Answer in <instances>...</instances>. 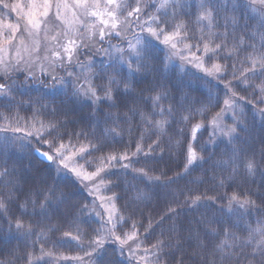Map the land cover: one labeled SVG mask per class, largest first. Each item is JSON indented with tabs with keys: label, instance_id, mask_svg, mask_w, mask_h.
Instances as JSON below:
<instances>
[{
	"label": "trees",
	"instance_id": "16d2710c",
	"mask_svg": "<svg viewBox=\"0 0 264 264\" xmlns=\"http://www.w3.org/2000/svg\"><path fill=\"white\" fill-rule=\"evenodd\" d=\"M18 1L9 0V3ZM145 1L148 5L145 9L147 15H159L170 24H186L189 37L211 38L217 33L223 35L227 31L228 37L224 41L226 47L221 53V59L207 61L204 68L210 69L213 62L228 65V80L236 86V95L232 97L233 108L228 109L223 118L216 122V134L212 135L210 139L213 128L208 126V121L217 112H220V106H223V101L226 98L224 81L218 82L205 76L201 69L185 64L179 56L173 57L167 63V66L158 61L156 63L158 69L155 74L156 78L161 82L171 81L181 85V91L176 96L177 101L181 100L186 94L189 102L194 100L202 102L194 105L196 109L209 103L213 105L208 107L204 113L208 119H203V117L197 115L183 126L180 123H170L164 126V132L161 135L151 125L145 127L140 122V113L136 114L135 119H131L129 114L130 123L120 124L119 128L123 129V134L115 137L116 141L122 140V143H114L112 136H109V143H113L111 149H105L104 153H85V160L90 163H85L84 160L80 161L81 164H84L85 170L92 172L97 167H101L106 169L108 176L111 177V185H113L111 191L108 190L107 183H98V190L93 195H89L87 189L81 188L79 183L73 180L71 174L54 177L51 168L40 162L31 152L30 149L33 145L25 144L24 147H20L21 141H14L7 145L0 142V152H2L0 163L7 162L8 168L10 170L14 169L17 176L22 178L8 177L0 180V201L8 202L6 210L0 209V264H82L81 260L76 259V257H82L83 264H180L181 261H183V264H205L208 251L198 248L195 240H192L189 244L187 232L180 233L183 239H177L176 217L156 226V222L168 212L169 207H177L179 202L183 200V196H179V200L174 203V196L187 186L192 189L194 195L203 194L207 197L208 199H205L203 203L208 206L212 197H225L239 191L243 193L251 192L253 194L251 199L255 200L257 194L264 192V161L261 160V148L262 142H264V119H262L259 111L260 108H264V90H262L264 89V76H253L249 72L247 73L249 79L241 82V73L245 71V68H250L254 61H258L264 55V47H262L264 45V28H260L261 19H264V12L260 11L258 5L239 7L237 11H233L236 0H220L217 19L214 21V25L218 24L219 27L213 26L211 32H209L207 22L197 23L196 21L197 5L201 0H179L184 5L182 11L180 8L175 10L171 7L158 8L161 0ZM130 2L133 6L135 5L133 0H130ZM241 4L247 5L248 2L247 0H241ZM174 11L176 14L175 20L173 19ZM126 15L125 12L124 16ZM147 15H141V23L147 19ZM7 16L10 20L15 18L7 9H0V20L7 18ZM245 25H247V28H245ZM125 30L128 32L125 31L122 39L115 36L108 38L105 42H100L97 49L109 48V44H111L113 48L109 49V52L112 57L121 55V53L115 51V47L126 49L124 50L126 53L128 42L132 41L135 44L136 41L133 31ZM135 32L140 33V29L135 27ZM141 35L145 39L149 38L146 33H141ZM241 38H243L246 51H239L237 48V45L241 43ZM178 39V46L183 48L189 42L195 43L194 40H184L183 33ZM220 42L219 40L216 41V43ZM154 48L159 59H165L167 50L159 44H154ZM202 53L203 48L201 47V52L197 53V56L202 55ZM184 55L188 56L189 53L185 51ZM223 57L228 58L223 59ZM79 60L85 63L94 62L92 71L96 72L101 68V61L105 64L108 63L109 54L103 51L97 53L96 50H92L88 52V55H80ZM181 65H183V70H181ZM232 65H235V68H232ZM73 70L76 71L77 69ZM124 71L127 73L126 67ZM233 72L236 74V79H233ZM60 74L63 75V71ZM127 74L131 78V74ZM196 77H203V79L197 80ZM151 78L152 76L149 77V79ZM204 80H210L211 83L205 84ZM12 81L14 83L9 97H0V115H10L12 118L20 117L21 127L30 126L35 113H40V115L35 116L36 126H39L41 121L46 123L48 120H58L66 125L61 131L67 133L79 132L81 129L91 132L95 127L96 120H103L102 115L95 116V119L92 118L93 108L89 106L88 101L73 102L70 94L66 96L67 89L45 88L39 80L26 82L24 75L19 73L13 75ZM131 95L137 97L136 106L140 109V112L147 114L151 111V102L147 101V97L154 95V93L145 91L143 94L144 101L139 99V88H133ZM228 95L231 96L232 94L229 93ZM210 96L211 100H209ZM217 97H219L220 106H216ZM240 97H243V99H240ZM9 99L11 104H9ZM103 103L107 102L104 101ZM161 104L165 109L169 107L168 100H162ZM54 106L59 109L55 115H53ZM129 107H132L131 103ZM5 108H10V113H6ZM99 111L102 114L111 112L114 118L117 114L121 119L125 118L124 108L109 109L100 107ZM233 111H235V115H233ZM155 119L160 120L162 117L156 115ZM234 120L239 121L240 126L246 129V132H240L239 135L247 141L248 154L255 153L259 167L245 175L242 168L244 157L241 156L238 160L241 165L240 173L229 177V173L232 171L231 168L223 172L217 169L214 172L213 165L231 156L229 149L235 145L228 144V138L222 135L221 129L234 126ZM80 121H83V123H80ZM198 122H203L205 128L197 133L198 141L194 144L195 150L206 158L210 156L211 159L207 163L193 165L195 170L191 172L190 176L185 175L183 179L178 178L176 183L165 188L163 185L170 178L177 177V173L183 170L185 158L182 151L186 147L184 136L190 137L192 126ZM8 123L14 124L15 120L0 119V127H4ZM73 123H75V129L72 127ZM106 127L110 128L111 124L101 123L100 128L96 130V135L99 136ZM181 127L184 130L183 135H181ZM8 135L13 134L8 133ZM16 135L22 136V133ZM158 139V146H155L154 151L149 152V145H152ZM138 142L141 143L144 151L134 157L139 163L133 164L129 169H124L119 162H113V165L109 167L106 160L102 163L99 159L101 155L107 156L110 153L119 156L125 151V146H128L129 153L134 152ZM73 143L79 148L80 144L87 145L88 141L84 139L76 141L74 139ZM202 146L206 147V151L201 153ZM145 153L148 154L145 155ZM127 162L124 161V163ZM141 168L145 169L147 175L135 171ZM101 175H104V173L102 172ZM157 176L161 177L159 181L155 179ZM221 176L227 178L228 184H231L232 187H228L227 184L220 187L219 179ZM9 180L16 184L18 190L13 193V198L10 201L8 193L12 191V187L4 186L8 184ZM189 181H195V183L190 184ZM41 182L48 185L55 182L58 191L70 193L65 203L59 206L61 216L68 220L74 219L76 224L79 225L81 234H86L83 239L84 249L89 248L88 240L95 238L99 232L104 239L102 249L92 256H87L75 241H72L70 237L63 236V231L67 230L66 228L61 226V231H55V227L60 225V217L52 214L56 205L48 213L51 217L50 224L43 216L33 215L31 204L26 210L20 207L26 197L29 200L35 199L29 193L38 191ZM17 194H19V199L15 198ZM113 194L119 197L114 202L110 200L112 205L114 204L116 212L113 221L118 225L117 234L123 236L132 232L136 233L134 239L129 240L128 244L123 246V252H121L119 242L111 241L106 231V228H111L112 225L106 224L108 215L103 203ZM85 204H87V208L81 215L80 209ZM214 207L216 209L221 207L226 209L227 200L217 202ZM205 211L206 207H200L198 211L194 212L183 210V215L179 219L184 223V216L191 220L193 215L198 218ZM217 216L225 223L230 222L239 225V228L233 229V231L240 242L249 239L251 230L264 229V203H261L260 200H256L255 206H249L247 210L233 206L231 213L223 216L217 213ZM121 217L127 222L126 224L120 223ZM17 219H22L26 227L31 223L34 226V234L25 237L22 232H18L14 227ZM10 224L12 227H10ZM133 224L136 225V228L132 227ZM50 227L53 230H49ZM72 231L73 234L76 233L75 225ZM260 239L259 234H254L252 243L245 248L244 253H241L239 264H254V262L245 258V253L254 248ZM57 241L59 243H56ZM158 241H163L166 246L159 249L152 247ZM232 242V238H228L227 243L231 244ZM128 245H132L135 249V256H131L128 252ZM65 257L70 259H65ZM255 264H258V262H255Z\"/></svg>",
	"mask_w": 264,
	"mask_h": 264
},
{
	"label": "snow or ice",
	"instance_id": "6c2138e0",
	"mask_svg": "<svg viewBox=\"0 0 264 264\" xmlns=\"http://www.w3.org/2000/svg\"><path fill=\"white\" fill-rule=\"evenodd\" d=\"M219 2L220 0H201L199 5H197L196 21L197 23L207 22L209 32H211L213 26L219 27L218 24L214 25L219 11ZM257 5L260 11L264 12V0H248L247 5L241 4V0H236L233 11H237L239 7H254ZM147 7L148 5L146 4L142 6L141 0H136L134 6L130 0H104L103 4L100 3V0H73L71 4L68 3V0H29L26 5H22L19 2L9 3V0H0V9H7L9 12L17 14L15 23L0 25V41H2V44H0V97H9L14 83L12 77L14 74L19 73L24 75L26 82L39 80L45 88L67 89L68 91L65 92V95L70 94L73 102H89V106L93 108V119L97 115L103 116L102 121L96 120L95 127L91 132L81 129L79 132L67 133L61 131L66 125L58 120H48L46 123L41 121L39 126H36L35 116L40 115V113L33 115L32 123L28 127H21L20 117L18 116L12 118L10 115H0V119L6 121L15 120L14 124L8 123L4 127H0V142L7 145L14 141H21L20 147H24L25 144L33 145L30 149L31 152L39 157L46 166L51 168L54 177L71 174L73 180L78 182L81 188L88 190L89 195H93L98 190V183H107L108 190L111 191L113 185H111V177L108 176L106 169L97 167L95 171L89 172L85 170L84 164H81L80 161L84 160L85 163H90L85 160V153H104L105 149H111L113 143H109V136H112L114 143H122V140L116 141L115 137L123 134V129L119 128L120 124L130 123L129 114L131 119H135L136 114L140 113V122L145 127L151 125L161 135L164 132V126L170 123H180L183 126V124L189 122L197 115H200L203 119H208L204 113L208 107L213 105L209 103L196 109L194 105L202 102L195 100L189 102L186 94L181 100L177 101L176 96L181 91V85L171 81L161 82V80L156 78L155 74L158 72L156 63L159 61V63L167 66V63L176 56H179L185 64L201 69L205 76L211 77L218 82L224 81L226 98L223 101V106H220L219 97H217L216 106H220V112H217L208 121V126L213 128V132L210 133L211 139V136L216 134V122L223 118L228 109L233 108L232 97L236 95V86L228 80L229 67L227 64L222 65L218 62H213L210 69H205L204 64L207 61H218L221 59V53L226 47L224 41L227 40L228 33L227 31L223 35L217 33L211 38L189 37L186 24H170L159 15H147L145 12ZM164 7H171L174 10L180 8L182 11L184 5L179 0H162L158 8ZM101 8L103 11H100ZM125 12L127 15L121 20ZM69 13H71V17H69ZM142 14L147 15V19L141 23L140 17ZM90 17L97 18L99 23L103 25V27L98 29V39H93L96 25L95 23H89ZM104 17L107 18L105 19ZM173 19H176L175 11L173 12ZM74 24H81L92 35L85 37V35L81 34L77 36L79 29L75 28ZM133 25L140 29V33L135 32ZM50 26L56 29L54 35ZM125 26H127L128 30L133 31L136 41L135 44L132 41L128 42L126 53L123 48L115 47V51L121 53V55L112 57L109 52V49L113 48L111 44H109V48L96 49L97 53L103 51L109 54L108 63L105 64L101 61V68L96 72L92 71L94 62L85 63L79 60L81 54L87 55L89 51H92L93 44L103 42L106 37H111L112 35L121 36V29ZM245 28H247V25H245ZM260 28H264V19H261ZM141 33H146L149 38L145 39ZM181 33H183L184 40H194L195 43L189 42L184 49H179L178 37L181 36ZM217 40L221 42L216 43ZM154 44L162 45L167 50L165 59H159ZM212 45L215 46L213 47ZM201 47L203 48V53L197 56V53L201 52ZM237 48L239 51H246L243 45V38H241V43L237 45ZM84 49L88 51H84ZM185 51L189 53L188 56L184 55ZM42 52L43 55H41ZM25 56L28 58L26 59ZM227 58L223 57V59ZM125 67L127 68V73L131 74V78L125 73ZM232 68H235V65H232ZM73 69L77 70L74 71ZM60 70L63 71V75L60 74ZM181 70H183V65H181ZM37 72H39V76ZM249 72L253 76H264V55L258 61H254L250 68H245V71L241 73V82L249 79L247 75ZM150 76H152L151 79H149ZM232 76L233 79L237 78L235 72L232 73ZM73 77L75 78L73 79ZM196 79L201 80L203 77H196ZM204 83L210 84L211 81L204 80ZM133 88H139V99L141 101H144L143 94L145 91L154 93V95L147 97V101L151 102V111L147 114L140 112V109L136 106L137 97L131 95ZM229 93L232 95L229 96ZM240 99H243V97H240ZM162 100L169 101L167 109L162 106ZM209 100H211V96ZM104 101L107 103H103ZM130 103L132 107H129ZM9 104H11L10 99ZM253 106L255 107V105ZM100 107L109 109L124 108L125 118L121 119L119 114L114 118L111 112L102 114L99 111ZM4 111L10 113L11 109L5 108ZM57 111L59 109L54 106L53 115ZM259 111L262 119H264V108H260ZM156 115H160L162 119L156 120ZM233 115H235V111H233ZM80 123H83V121H80ZM101 123L105 125L110 123L111 127H106L97 136L96 130L100 128ZM233 124L234 126L232 127L221 129L222 135L228 138V144L235 145L229 149L231 156L213 165L214 172L217 169L223 172L231 168L232 171L229 173V177L240 173L241 165L238 160L241 156L244 157L242 168L245 175L259 167L255 153L248 154L247 141L239 135L240 132H246V129L240 126L239 121L234 120ZM72 127L75 129V123H73ZM203 128H205V124L198 122L192 126L191 136H184L186 147L182 151V155L185 158L183 170L177 173V177L170 178L163 185L165 188L176 183L178 178L183 179L185 175L190 176L191 172L195 170L193 165L207 163L211 159L210 156L206 158L198 153L194 147V144L198 141L197 133ZM183 131V127H181V135H183ZM8 133L13 135L10 136ZM17 133H22V136H17ZM74 139L76 141L84 139L88 143L87 145L80 144L79 148H77V145L73 143ZM158 144L159 139L149 145V152L154 151L155 146H158ZM127 149L128 146H125V151L119 156L115 153H110L107 156L101 155L99 159L102 163L106 160L109 167L113 165V162H119L124 169H129L133 164L139 163L134 157L144 150L140 142L137 143L134 152L129 153ZM204 151H206V147L202 146L200 152ZM147 154L145 153V155ZM261 160L264 161V142H262ZM124 161L128 162L124 163ZM0 169H2L0 170V180L8 177L22 179L17 176L14 169L10 170L8 168L7 162L0 163ZM135 171L139 174L147 175L143 168ZM102 172L104 175H101ZM155 179L159 181L161 177L157 176ZM189 183L192 184L195 181H189ZM226 184L228 187H232L231 184H228L227 178L221 176L219 186L224 187ZM4 186L12 187V191L8 193L10 201L13 198V193L18 191L16 184L9 180L8 184ZM29 194L34 196L35 199L29 200L26 197L20 207L26 210L31 204L33 215L43 216L50 224L51 217L48 213L56 205L52 214L60 217V225L56 226L54 230L61 231V226L66 228L67 230L63 231V236L70 237L72 241H75L81 250L85 251V255L92 256L104 247V239L98 232L95 238L88 240L89 248H83V239L86 234H81L79 225L76 224L74 219L68 220L61 216L59 212V206L65 203L70 193L58 191L55 182L52 185L41 182L39 190L31 191ZM252 195L251 192L236 191L225 197H212L210 205L205 206L203 202L208 198L203 194L194 195L192 189L185 186V189L180 190L174 196L173 202L178 201L179 196H183V200L179 202L177 207H169L168 212L156 222V226L176 217L178 226L177 239H183L180 233L187 232L189 244L192 240H195L198 248L208 251V256L205 257V264H239L241 253H244L245 248L252 243L254 234H259L261 239L257 241L254 248L245 253V258L254 262V264L255 262L264 264V229L256 228L251 230L249 239L240 242L233 231V229L239 228V225L230 222L225 223L217 216V213L220 216L231 213L233 206L247 210L249 206H255L256 200L264 203V192L257 194L255 200L251 199ZM15 198L19 199V194ZM108 199L114 202L119 197L113 194ZM225 199L227 200L226 209L224 207L220 209L214 207L217 202H222ZM7 203V201H0V209L6 210ZM200 207H206V211L198 218L193 215L192 219L188 220L187 216H184L185 222L182 223L180 221L179 218L183 215V210L194 212L198 211ZM86 208L87 204L80 209L81 215H83ZM115 215V211L108 212L106 224H110L112 227L106 228V231L111 241L119 242L121 252H123V246L128 244L129 240H133L136 233L132 232L123 236L117 234L118 225L113 221ZM120 223L126 224L127 222L121 217ZM74 225L76 227L75 234L72 231ZM10 227H12L11 224ZM14 227L18 232H22L25 237H30L34 234V226L30 223L26 227L22 219H17ZM132 227L136 228V225L133 224ZM49 230L53 229L50 227ZM228 238H232L233 242L231 244L227 243ZM214 241L216 242L214 243ZM56 243H59V241ZM164 246L166 245L163 244V241H158L152 247L159 249ZM127 250L131 256L136 255L132 245H128ZM65 259L70 258L65 257ZM76 259L81 260L83 264L82 257H76ZM180 264H183V261Z\"/></svg>",
	"mask_w": 264,
	"mask_h": 264
},
{
	"label": "rangeland",
	"instance_id": "374dc122",
	"mask_svg": "<svg viewBox=\"0 0 264 264\" xmlns=\"http://www.w3.org/2000/svg\"><path fill=\"white\" fill-rule=\"evenodd\" d=\"M132 1V0H131ZM134 2H135V4H136V0H133ZM19 3H21L22 5H26V4H28L29 3V0H19L18 1ZM73 2V0H68V3L69 4H71ZM146 1L145 0H141V4H142V6L144 5V3H145ZM161 2H162V0H161ZM247 2H248V0H247ZM100 3L101 4H103L104 3V0H100ZM146 4V3H145ZM161 4V3H160ZM164 8H167V7H164ZM161 9V8H160ZM25 11H27V9H25ZM100 11H103V9L101 8L100 9ZM11 14H13V16L15 17L14 19H12V20H10V18L7 16V18H5V19H3V20H0V25H2V24H9V23H15L16 21H17V14L16 13H11ZM23 14V13H22ZM69 17H71V13H69ZM126 16H122L121 17V20H123L124 18H125ZM105 19L107 18V17H104ZM134 19V18H133ZM58 23V22H57ZM89 23L91 24V23H95V25H96V30H95V36L93 37V39H98V29L99 28H101V27H103V25L102 24H100L99 23V20L97 19V18H94V17H90L89 18ZM75 28H77V29H79V31L77 32V36H79V35H81V34H83V35H85V37H87V36H89V35H92V33H89V32H87L86 30H85V28L81 25V24H74L73 25ZM133 27L135 28V25H133ZM50 28L52 29V34L54 35L55 34V32H56V29L54 28V27H52V26H50ZM125 29H127V26H125L124 28H122L121 29V36H115V35H112L111 37H106L105 38V40L103 41V42H105L108 38H112V37H118V38H120V39H122L123 38V34H125ZM126 32H128V31H126ZM179 40V39H178ZM89 42H91V41H89ZM0 44H2V41H0ZM98 44L99 43H95V44H93V46H92V50H96L97 48H98ZM181 44V43H180ZM181 46H182V44H181ZM178 48L179 49H184L183 47H180V46H178ZM124 49V48H123ZM124 50H126V49H124ZM84 51H88L87 49H84ZM23 54V53H22ZM41 55H43V52L41 53ZM82 56H83V54H81ZM88 55V54H87ZM86 57V56H85ZM25 58L27 59L28 57L27 56H25ZM62 72V70H60V73ZM39 74V72H37V75ZM103 206H104V208H105V210H106V213H107V215H108V212L109 211H115L114 210V208H113V205H112V202L110 201V200H108V199H106V200H104V203H103ZM102 206V207H103Z\"/></svg>",
	"mask_w": 264,
	"mask_h": 264
},
{
	"label": "water",
	"instance_id": "95a60500",
	"mask_svg": "<svg viewBox=\"0 0 264 264\" xmlns=\"http://www.w3.org/2000/svg\"><path fill=\"white\" fill-rule=\"evenodd\" d=\"M35 155V154H34ZM40 162L44 163L43 161H41V159L37 156H35ZM45 164V163H44Z\"/></svg>",
	"mask_w": 264,
	"mask_h": 264
}]
</instances>
